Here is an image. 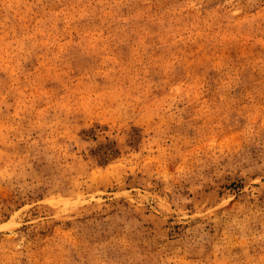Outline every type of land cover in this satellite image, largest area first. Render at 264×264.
<instances>
[{
	"label": "rangeland",
	"instance_id": "obj_1",
	"mask_svg": "<svg viewBox=\"0 0 264 264\" xmlns=\"http://www.w3.org/2000/svg\"><path fill=\"white\" fill-rule=\"evenodd\" d=\"M0 264H264V0H0Z\"/></svg>",
	"mask_w": 264,
	"mask_h": 264
}]
</instances>
